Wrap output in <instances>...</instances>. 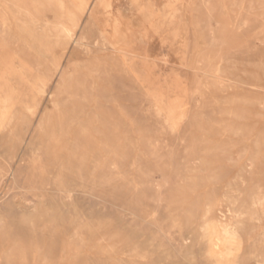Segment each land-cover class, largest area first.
I'll return each mask as SVG.
<instances>
[{"label": "rangeland", "instance_id": "obj_1", "mask_svg": "<svg viewBox=\"0 0 264 264\" xmlns=\"http://www.w3.org/2000/svg\"><path fill=\"white\" fill-rule=\"evenodd\" d=\"M0 264H264V0H0Z\"/></svg>", "mask_w": 264, "mask_h": 264}, {"label": "bare ground", "instance_id": "obj_2", "mask_svg": "<svg viewBox=\"0 0 264 264\" xmlns=\"http://www.w3.org/2000/svg\"><path fill=\"white\" fill-rule=\"evenodd\" d=\"M73 28V27H72ZM63 29L65 30V31H67V32H71L68 28H65V26H63ZM66 32V33H67ZM68 34V33H67ZM69 36V35H68ZM250 108V107H249ZM6 110V109H5ZM9 113V112H8ZM3 114V113H2ZM6 116V115H5ZM3 117V116H2ZM1 117V118H2ZM4 118V117H3ZM9 119V118H8ZM254 122V121H253ZM5 127V126H4ZM5 129V128H4ZM251 165H252V163H251ZM257 175V174H256ZM257 189H260V190H262L263 188H262V186L261 185H258V188ZM257 191H259V190H257ZM262 202V201H261ZM227 216V215H226ZM232 223V222H231ZM208 224V223H207ZM204 228V227H203ZM205 229V228H204ZM219 241V240H218ZM219 246V245H218ZM261 259V258H260ZM258 262V261H257Z\"/></svg>", "mask_w": 264, "mask_h": 264}]
</instances>
